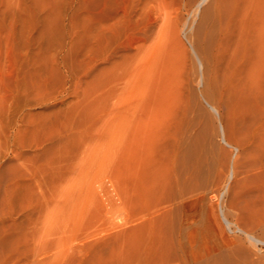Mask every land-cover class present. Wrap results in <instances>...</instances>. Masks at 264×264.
I'll list each match as a JSON object with an SVG mask.
<instances>
[{"label": "rangeland", "instance_id": "1", "mask_svg": "<svg viewBox=\"0 0 264 264\" xmlns=\"http://www.w3.org/2000/svg\"><path fill=\"white\" fill-rule=\"evenodd\" d=\"M257 256L264 0H0V264Z\"/></svg>", "mask_w": 264, "mask_h": 264}, {"label": "bare ground", "instance_id": "2", "mask_svg": "<svg viewBox=\"0 0 264 264\" xmlns=\"http://www.w3.org/2000/svg\"><path fill=\"white\" fill-rule=\"evenodd\" d=\"M257 176H259V175H257ZM262 176V175H261ZM262 181V180H261ZM250 237V236H249ZM252 237V236H251ZM253 239H254V241H256V243L258 242L257 240L258 239H256L255 238V236L253 237ZM256 239V240H255ZM260 240V239H259ZM253 241V240H252ZM252 243H255V242H252ZM237 246V245H236ZM255 246V245H254ZM238 247V246H237ZM252 247V248H251ZM251 247H249L248 245H247V248H245L246 249V251H247V254H250L252 251V253H254V250H253V246L251 245ZM240 249V248H239ZM255 249V248H254ZM255 251H256V249H255ZM256 253V252H255ZM257 254H258V252H257ZM259 255V254H258ZM258 257V256H257ZM240 258L239 257H237L236 259H234L235 261V263L234 264H237L238 262V264H260L261 263V258H260V256L257 258V259H254L253 261H251V260H248V261H250V262H247V261H245L244 263H241L240 262V260H239ZM177 261H179V260H177ZM176 260H175V262L173 263V264H182L181 263V261L180 262H177ZM182 262H184V260L182 261ZM187 262V260L183 263V264H185ZM171 264V263H170Z\"/></svg>", "mask_w": 264, "mask_h": 264}]
</instances>
